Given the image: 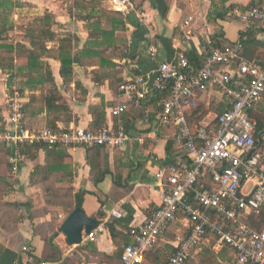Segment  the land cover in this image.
<instances>
[{
    "label": "crops",
    "instance_id": "crops-1",
    "mask_svg": "<svg viewBox=\"0 0 264 264\" xmlns=\"http://www.w3.org/2000/svg\"><path fill=\"white\" fill-rule=\"evenodd\" d=\"M19 1L24 4L20 9L28 7L26 0ZM43 1L30 0L29 3L36 5ZM252 1L254 0H213L217 5L214 6L212 0H136V13L127 17L126 31L116 34L123 43L122 49L128 54L126 58L113 59L120 67L119 77L123 79L120 85L112 87L109 80L97 84L92 72L98 68L79 65L74 66L72 81L65 83L60 74L61 63L54 59L48 60L63 102L73 111L74 117V121L69 125L60 122L58 127L61 129L77 126L92 129L94 117L90 113V107L102 104L106 108L104 127L116 125L118 119L112 118L111 109L126 104V97L120 91L122 84L133 82L139 75H145L151 84L158 64L171 62L180 53L193 52L204 59L212 49L211 45L214 43H211V37L217 28L224 33L221 42L236 43L244 29V24L232 12L249 10L247 7ZM43 4H47L43 12L28 13L18 9L20 11L15 13L14 21L15 18L22 22L31 21V24L21 29V39L16 42L27 44L24 38L26 31L41 30V25L36 24L34 20L48 12L53 15L56 22L50 30L59 38L67 34L76 36L81 48L89 39V31L85 23L76 18L77 12H70L73 2L45 0ZM70 4L71 7L67 11L66 8ZM104 6L110 10L108 1ZM214 7H218V11H227L226 18L211 20L210 14ZM104 27L110 29L111 24L105 23ZM17 30L16 23L13 32ZM256 37L264 42V32L257 34ZM48 47L56 48L57 44L49 43ZM151 49L155 50V55H152ZM15 88V92L19 94L24 104L28 102V96L41 95V92L30 91L22 95L18 86ZM14 94L11 95L8 89L7 75L0 70V109L5 124L8 120V101ZM154 97L151 96L150 101L142 103L139 108L129 105L128 111L123 114L121 119L127 117L129 133L132 137L125 146L116 149L105 147L100 155L95 150L88 151L83 147L68 150L73 161L74 178L72 182L64 181L61 184H54V187L74 188L73 194L82 190L87 191L82 209L88 217L99 223L98 228L93 232L95 233L93 242H86L83 239L81 245L69 246L66 237L59 233L60 226L69 214L65 209L59 210L57 209L59 206H51L45 202L42 174L32 181L36 168L46 165L43 151L38 153L36 160L25 157L14 172L9 163L10 150L8 153L0 150V244L4 247V253L0 255V264H28V258L33 255L35 260H43L46 240L51 237H55L54 244L60 249L62 256L60 261H52V264H65L66 261L75 258L83 250L79 247L92 250L100 256L101 254L112 256L117 247L106 225L115 223L120 234L127 235L131 228L143 225L151 217L162 200L155 174L159 168L170 162L177 163L181 158L180 150L173 143L174 130L159 126L157 122ZM35 106L39 108L44 104L37 103ZM223 106L226 107L224 100L215 88L210 87L201 93L198 109L201 111L200 123L213 122L218 115L216 110ZM30 114L33 115L25 119L28 128L33 130L47 128L46 111L32 113L31 109ZM170 142L173 143L172 151L180 152L178 156L176 153L172 158L169 157L166 147ZM92 166L95 168L93 172ZM99 166H101L100 171L97 170ZM106 171L108 173L104 180L94 183L95 178ZM100 202H104V206ZM100 212L103 213L101 217L98 215ZM113 212L119 217L113 216ZM182 230L184 231L183 223L175 225L170 234L174 238L166 236L159 247L163 248L168 244L175 246L176 238L181 235ZM26 247L27 252L24 251ZM218 255L219 264H228V261L232 263L235 259L233 253L227 249L222 250ZM77 263H80L79 259ZM84 264L108 263L101 261L96 263L90 259V262L86 261Z\"/></svg>",
    "mask_w": 264,
    "mask_h": 264
},
{
    "label": "built area",
    "instance_id": "built-area-1",
    "mask_svg": "<svg viewBox=\"0 0 264 264\" xmlns=\"http://www.w3.org/2000/svg\"><path fill=\"white\" fill-rule=\"evenodd\" d=\"M136 0H108L110 9L126 17L136 13ZM244 24L239 40L207 54L197 70L180 53L171 62L159 63L153 82L139 75L121 85L126 104L111 109L116 125L98 132L71 126L59 131L33 130L26 126L23 102L17 92L8 101V120L0 132V144L10 150L14 172L25 160L20 147L40 144L63 147L121 148L131 141L122 124L129 105L139 108L155 93L164 95L157 122L174 130L173 143L181 158L158 169L161 204L143 225L131 228L134 244L125 248L123 264H143L147 254L159 247L171 229L184 224L177 236L175 253L167 264H186L207 246L214 254L231 251V264H264V133L255 137L250 113L264 97V61L242 55V40L256 25H264V9L234 10ZM152 55L155 50L151 49ZM210 87L222 96L226 111L213 122L192 124L187 115L199 109L200 95ZM15 90V89H14ZM115 217L119 215L115 212ZM86 242L95 233L83 235ZM27 252L28 248H24ZM28 264H52L28 258Z\"/></svg>",
    "mask_w": 264,
    "mask_h": 264
},
{
    "label": "trees",
    "instance_id": "trees-1",
    "mask_svg": "<svg viewBox=\"0 0 264 264\" xmlns=\"http://www.w3.org/2000/svg\"><path fill=\"white\" fill-rule=\"evenodd\" d=\"M73 2L70 12L76 11V18L85 23L87 30L89 31V39L80 48L79 39L72 35L67 34L63 38H59L58 35L51 31L55 25V19L52 14L45 13L43 17L36 18L34 22L41 25L42 29L39 31L27 30L24 38L27 44L16 42L7 43V39L16 28V23L13 19L16 11L23 7V3L19 0H0V70L7 75V86L10 94H14L15 86H18L22 95L26 91L33 93L41 92L40 97L35 94L28 96V102L23 103V117L24 121L30 114L36 112L47 113V128L53 131L61 130L58 127V123L63 122L69 125L74 121L73 111L70 107L63 102V97L59 92V89L55 83V79L52 73L51 66L48 64L49 59H54L61 63V77L65 83L72 81L73 70L75 65L81 67H97V70L92 72L94 81L97 84H102L106 80L111 81V86L120 85L123 79L120 78L119 65L116 64L113 59L126 58L128 54L122 49V41L117 38L118 32H125L127 29V17L116 13L113 10L105 8L104 3L108 0H64ZM212 3L213 0H212ZM214 6L215 5L214 3ZM264 9V0H254L248 7ZM218 7H214V10L210 14V19L216 21L217 19H225L227 11L220 10ZM214 17V19L212 18ZM105 23L111 24L110 29L104 27ZM254 26L247 33L246 40H242V55L249 61H256L262 64L264 61V42L258 40L257 34L264 32V27ZM221 38H224V33L220 28H217L216 32L211 37L212 50L223 49L226 46L234 45L231 42H221ZM49 43H56V48H49ZM210 51V52H211ZM209 52V53H210ZM208 53V54H209ZM190 60V68L197 70L204 64L205 58L202 59L196 53H187ZM77 87L79 85L77 84ZM155 108L157 116L161 110L160 102L164 98L163 94L155 93ZM37 103H43V107L37 108ZM218 115L223 114L226 111V107H220L216 110ZM90 113L94 117L92 123V129L90 131L98 132L104 126L106 122V108L105 105L90 107ZM201 111L196 110L188 113L187 117L192 124H197L202 118L200 117ZM150 117V116H149ZM250 119L255 126V137L264 133V97L250 113ZM122 124L129 132L128 119L124 116ZM5 121L1 116L0 109V132L5 131ZM68 128V127H67ZM89 130V129H88ZM72 147L63 146H47L40 144H25L20 147L21 154L31 160H36L38 153L43 151L46 157V165L38 166L32 176V181L35 177L42 174L43 190L45 195L52 200L48 199L46 203L51 206H59L56 201L61 197L68 203L63 207L65 211L70 215L76 208H82L84 197L87 191L82 190L75 194L74 188L58 189L54 187V184H61L64 181L72 182L74 178V167L72 157L68 150ZM88 151L95 150L98 155L105 147H83ZM173 143L167 144V152L169 157L176 155L175 151H172ZM0 150L9 152V149L0 144ZM180 152L177 154V156ZM181 155V154H180ZM171 162L167 165H170ZM92 166V172L95 170ZM101 166L97 168L100 171ZM102 173L95 178L94 183H99L104 180L107 175ZM104 206V202H100ZM100 217L103 213L98 214ZM264 219V218H263ZM115 223L106 225L109 230L112 240L114 241L117 250L114 255L108 256L105 254L94 253L99 256L101 262L108 264H123L122 255L125 248L134 244L133 238L128 231L127 235H121L117 230ZM171 232L167 234L170 236ZM169 238H174L170 236ZM55 237H51L46 240V249L44 252L43 260L47 262L60 261L62 259L60 249L54 244ZM79 249H86L79 247ZM4 253V247L0 244V255ZM175 253V247L168 244L165 247H156L151 250L143 264H167L168 259ZM228 253V252H227ZM202 255V259H208L206 264H219V255L214 254L209 247H203L202 251L196 255V257ZM229 255V254H228ZM234 255V254H233ZM33 257H35L33 255ZM37 259V258H36ZM227 260V259H225ZM194 259H190L186 264H194ZM228 264L231 262L228 261Z\"/></svg>",
    "mask_w": 264,
    "mask_h": 264
},
{
    "label": "rangeland",
    "instance_id": "rangeland-1",
    "mask_svg": "<svg viewBox=\"0 0 264 264\" xmlns=\"http://www.w3.org/2000/svg\"><path fill=\"white\" fill-rule=\"evenodd\" d=\"M45 1V0H44ZM43 1V2H44ZM25 2H27L26 4H27V8L26 9H20V10H24V11H27L28 13H29V11H33V12H43V11H45V9H46V7L45 6H47V4H43V2H41V3H38V4H36V5H34V4H31V3H29L30 2V0H26ZM71 7V4L70 5H68V8H66L67 9V11H68V9ZM65 8H64V10H66ZM20 10H17L16 12H18V11H20ZM37 10V11H36ZM70 10V9H69ZM74 12V11H73ZM15 21H16V23H17V28H18V32L16 31V32H12V33H10V35H9V37H8V39H7V43H11V44H13V43H16V41L17 40H19V39H21L20 37H21V29L22 28H24L25 26H28L29 24H31V21L29 20V21H21V20H18L17 18H15ZM23 23H25V24H23ZM14 89H16V88H14ZM43 190V189H42ZM43 193H45V192H43ZM43 199L45 200V202L48 200V199H50V200H52V197L51 198H49V196L48 195H45V194H43ZM56 201L59 203V207L57 208V209H59V210H63L64 211V207H63V205L65 206V204L67 205V201L66 200H63V198H61V197H59V198H57L56 199ZM83 251V252H82ZM81 252H80V254H77L78 256H76L75 258H73V259H70V261H66V263L65 264H78L77 263V261H78V259H79V264H84L86 261L87 262H90V259L93 261V262H96V263H99L100 262V260H99V257L97 256V255H95L94 254V252L92 251V250H89V249H83ZM70 255V254H69ZM97 256V257H96ZM78 257V258H77ZM85 258V259H84ZM203 258V256L202 255H200V256H198V257H194L193 259H194V264H206V262L208 261V259H202Z\"/></svg>",
    "mask_w": 264,
    "mask_h": 264
},
{
    "label": "water",
    "instance_id": "water-1",
    "mask_svg": "<svg viewBox=\"0 0 264 264\" xmlns=\"http://www.w3.org/2000/svg\"><path fill=\"white\" fill-rule=\"evenodd\" d=\"M97 220L86 215L82 208H76L62 223L59 233L66 237L69 246H79L83 243V235H89L97 229Z\"/></svg>",
    "mask_w": 264,
    "mask_h": 264
}]
</instances>
